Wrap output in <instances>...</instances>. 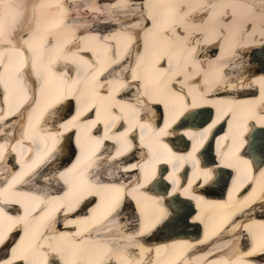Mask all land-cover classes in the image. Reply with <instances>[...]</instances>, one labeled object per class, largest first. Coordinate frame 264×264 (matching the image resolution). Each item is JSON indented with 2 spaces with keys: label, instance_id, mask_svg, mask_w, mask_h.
<instances>
[{
  "label": "bare ground",
  "instance_id": "obj_1",
  "mask_svg": "<svg viewBox=\"0 0 264 264\" xmlns=\"http://www.w3.org/2000/svg\"><path fill=\"white\" fill-rule=\"evenodd\" d=\"M80 2L4 0L10 7H0V14L7 15L5 35L0 37L6 41L0 43L1 112V103H7L0 113V130L5 134L9 130L12 137L0 142V150H38L43 155L40 140L55 145L47 156L52 161L42 170L31 167L28 173L29 166L21 176L12 172L11 164L8 169L4 161L0 163L4 179L0 204L14 206L17 189L30 199L21 218L15 216L19 219L15 223L25 226L24 233L0 255V264H264V220H256L254 214H234L227 206L236 202L228 197L190 204L176 195L167 206L142 183L131 182L125 188L132 172L121 170L141 171V160L129 165L124 157H108L113 150H125L127 144L134 147L138 139L149 152L148 159H153L154 169L163 156L155 157L154 150H161L162 138L172 135L168 130L175 120L157 131L148 119L159 113L181 116L189 108L188 113L198 117L208 107L214 118L209 131L222 117L218 111L227 117L223 135L214 140L222 153L243 147L248 133L256 131L250 140L253 155L264 153V114L260 113L264 111V0H112L104 10L97 7L99 1L84 0L96 14L89 20L78 19ZM25 13L35 21L21 30ZM96 60L104 61L102 66ZM24 75L36 78L24 82ZM206 85L215 87L210 91ZM72 105L76 108H69ZM92 107L94 113H87ZM250 118L260 124L259 129ZM121 119L125 125L115 128ZM204 130L199 129L198 135ZM185 135L192 150H200L206 136H191L188 130ZM73 141L82 146L75 148ZM70 150H85L77 161L91 169L79 174L75 168L70 170L68 185L63 179L58 182L56 173ZM206 150L207 154L201 151V159L212 163V155L223 168L226 161L213 156L216 149ZM132 151L144 157L145 150L134 147ZM189 157L193 159L185 166L200 161L194 152ZM7 179L11 190L4 185ZM60 182L67 185L64 193ZM127 189L137 205L133 209L124 199L123 209L118 210ZM262 189L264 183L252 192L259 195ZM84 193L87 197L80 200ZM261 198L264 193L256 215L264 217ZM197 205L203 215L191 217ZM156 207L160 208L155 212L166 213L156 230L163 234L149 237L155 232L145 230V225ZM250 210L247 207L243 215ZM177 215L185 218L179 224L174 220ZM196 221L203 226L199 235ZM11 222L0 209V233ZM249 244L261 253L251 256L258 260L244 258L252 252L244 251Z\"/></svg>",
  "mask_w": 264,
  "mask_h": 264
},
{
  "label": "snow or ice",
  "instance_id": "obj_2",
  "mask_svg": "<svg viewBox=\"0 0 264 264\" xmlns=\"http://www.w3.org/2000/svg\"><path fill=\"white\" fill-rule=\"evenodd\" d=\"M0 7H10V5H6L4 3V0H0ZM6 23H7V15L6 14H0V37H3L5 35ZM4 42H6V41L0 40V43H4ZM41 67L43 68V66H41ZM44 71L48 74H51V69L44 68ZM133 167H137V166L133 165ZM61 175L63 176V173ZM204 175H205V181L207 182L210 179V176L208 175V173H205ZM84 191L87 192V189H84ZM165 215H166V213H163V212H154L153 216L150 218L148 223L145 225V230H147L148 228L155 227L160 222V219ZM182 219H185V218L180 216V215H177L174 218L176 224H179ZM173 226H175V225H173Z\"/></svg>",
  "mask_w": 264,
  "mask_h": 264
},
{
  "label": "rangeland",
  "instance_id": "obj_3",
  "mask_svg": "<svg viewBox=\"0 0 264 264\" xmlns=\"http://www.w3.org/2000/svg\"><path fill=\"white\" fill-rule=\"evenodd\" d=\"M81 2V4H79V6L77 7L78 9H79V15L80 16H78V19H83V20H89L88 18H90V17H92V15H96L95 13H94V11L91 9V6L89 5V3L88 2H83L84 0H80ZM86 1V0H85ZM97 1H99L98 3H97V7L98 8H104V6L106 5V4H108V3H110L112 0H97ZM77 2V1H76ZM71 3V2H70ZM71 5H72V3H71ZM93 6V5H92ZM101 6V7H100ZM93 9L95 10V8L93 7ZM104 10V9H103ZM92 12V13H91ZM83 13V14H82ZM91 13V14H90ZM27 13H25L24 14V24H23V26L21 27L22 29L21 30H23L24 29V27H26V28H28V22L30 21V23L32 22H34L35 21V18H33V16H30V15H26ZM97 14H99V15H101L102 13H97ZM25 15H26V17H25ZM98 15V16H99ZM83 17V18H82ZM28 18H30V19H28ZM28 19V20H27ZM32 20V21H31ZM92 22H94V21H92Z\"/></svg>",
  "mask_w": 264,
  "mask_h": 264
},
{
  "label": "water",
  "instance_id": "obj_4",
  "mask_svg": "<svg viewBox=\"0 0 264 264\" xmlns=\"http://www.w3.org/2000/svg\"><path fill=\"white\" fill-rule=\"evenodd\" d=\"M252 138H253V137H252ZM251 144H252V143H251ZM251 144H250V147H252Z\"/></svg>",
  "mask_w": 264,
  "mask_h": 264
}]
</instances>
